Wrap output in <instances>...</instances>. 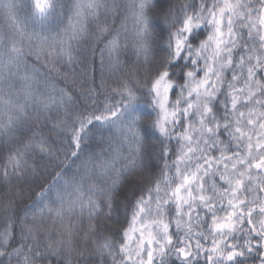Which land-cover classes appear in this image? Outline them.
I'll return each mask as SVG.
<instances>
[{"label": "snow or ice", "instance_id": "snow-or-ice-1", "mask_svg": "<svg viewBox=\"0 0 264 264\" xmlns=\"http://www.w3.org/2000/svg\"><path fill=\"white\" fill-rule=\"evenodd\" d=\"M0 21V264H264V0Z\"/></svg>", "mask_w": 264, "mask_h": 264}, {"label": "trees", "instance_id": "trees-1", "mask_svg": "<svg viewBox=\"0 0 264 264\" xmlns=\"http://www.w3.org/2000/svg\"><path fill=\"white\" fill-rule=\"evenodd\" d=\"M2 27H3V21H0V28H2ZM94 47H96V45L95 44H91V48H94ZM81 49L83 51H85V52L90 51V44L89 43H83L81 45ZM122 59H123V57H122ZM29 63L31 64L32 61L30 60ZM89 64H90V66L92 68H94V73L90 72V75L94 74L97 83H99L102 68H101V64H100V53L98 51L96 52L94 59H93V57L89 56ZM107 69H108V59H107V55L105 54L104 73H105L106 76L108 75ZM92 149H96L97 151H99V149L96 148V145H92L89 150H92ZM28 202L30 203V200Z\"/></svg>", "mask_w": 264, "mask_h": 264}]
</instances>
